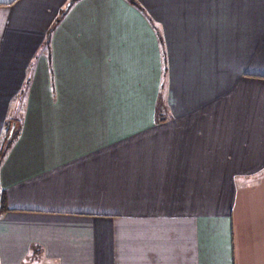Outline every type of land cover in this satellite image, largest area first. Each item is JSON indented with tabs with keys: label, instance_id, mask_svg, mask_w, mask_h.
I'll return each instance as SVG.
<instances>
[{
	"label": "crops",
	"instance_id": "1",
	"mask_svg": "<svg viewBox=\"0 0 264 264\" xmlns=\"http://www.w3.org/2000/svg\"><path fill=\"white\" fill-rule=\"evenodd\" d=\"M70 2L0 0V264H264V0Z\"/></svg>",
	"mask_w": 264,
	"mask_h": 264
},
{
	"label": "trees",
	"instance_id": "2",
	"mask_svg": "<svg viewBox=\"0 0 264 264\" xmlns=\"http://www.w3.org/2000/svg\"><path fill=\"white\" fill-rule=\"evenodd\" d=\"M72 2H70V4H71ZM8 148V143H6V145H5V149H7ZM2 213H4V207H3V204L2 203H0V215L2 214Z\"/></svg>",
	"mask_w": 264,
	"mask_h": 264
},
{
	"label": "water",
	"instance_id": "3",
	"mask_svg": "<svg viewBox=\"0 0 264 264\" xmlns=\"http://www.w3.org/2000/svg\"><path fill=\"white\" fill-rule=\"evenodd\" d=\"M74 1H76V0H71V2H74Z\"/></svg>",
	"mask_w": 264,
	"mask_h": 264
},
{
	"label": "rangeland",
	"instance_id": "4",
	"mask_svg": "<svg viewBox=\"0 0 264 264\" xmlns=\"http://www.w3.org/2000/svg\"><path fill=\"white\" fill-rule=\"evenodd\" d=\"M12 126V125H11ZM14 131V130H13ZM13 131H12V134H13Z\"/></svg>",
	"mask_w": 264,
	"mask_h": 264
}]
</instances>
